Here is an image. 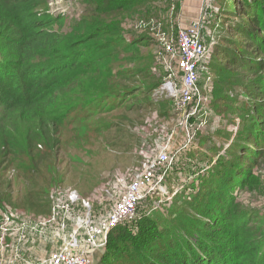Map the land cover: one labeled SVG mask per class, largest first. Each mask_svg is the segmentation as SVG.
Returning a JSON list of instances; mask_svg holds the SVG:
<instances>
[{"label": "trees", "instance_id": "1", "mask_svg": "<svg viewBox=\"0 0 264 264\" xmlns=\"http://www.w3.org/2000/svg\"><path fill=\"white\" fill-rule=\"evenodd\" d=\"M84 1L65 31V15L47 13L46 0H0V212L50 215L51 189L86 182L104 151L135 153L147 120L172 116L173 98L155 94L165 74L154 45L123 28L152 0ZM219 2L209 39L221 34L222 53L211 72L220 87H242L248 97L242 126L226 150L213 143L191 152L207 162L193 165L191 192L143 213L137 226L114 228L99 264H264V218L238 200L239 191L262 189L255 172L264 162V0ZM11 170L25 187L20 196Z\"/></svg>", "mask_w": 264, "mask_h": 264}, {"label": "rangeland", "instance_id": "2", "mask_svg": "<svg viewBox=\"0 0 264 264\" xmlns=\"http://www.w3.org/2000/svg\"><path fill=\"white\" fill-rule=\"evenodd\" d=\"M187 1L152 0L123 21L126 32L146 34L154 45L155 55L165 74L163 84L171 82L175 88L171 96L163 91L162 87L158 88L155 94L160 98L167 96L173 98L172 116L169 119L147 120V126L142 133V144L135 153L129 152L117 156L116 152L104 151L100 155L96 154L99 157L97 160L102 158V161L96 163L97 166L88 173L90 177L86 182L68 184L71 186L66 184L63 188L51 189L48 198L53 211L55 209L53 218H51L53 212L49 217H39L20 207L6 206L0 212V264H25L31 259L46 258L60 247L64 236L73 229L75 222L79 223L86 219L88 214L94 221L106 217L135 181L139 178L145 180V176L149 179L152 177L143 191L144 197L137 206L135 217L127 224L131 228L137 226L143 213L148 215L155 209H162V205L170 204L179 192L185 191L186 196L191 192L190 184L198 175L193 165L197 160L201 166L207 164L206 160L190 158L191 152L198 156L203 152H209L213 143L222 146L224 150L233 143L242 126V105L246 103L248 97L243 94L242 87H237L236 90L220 87L218 84L220 82H216L215 74L211 72V65L217 54L222 53L216 51L221 34L215 40L209 39L213 34L211 26L215 17L221 12L222 5L219 0H216L218 3L209 0L207 7L206 3L203 5L202 0L199 2L202 7H206L204 9L206 22L202 34L206 53L196 67L197 87L191 102L185 105L180 102L183 82L177 59V35L185 26L186 19L193 17L186 15ZM194 1L198 6V0ZM230 2L231 5L234 0ZM85 8L84 0H46L45 3L47 13L53 16L65 15L67 22L65 31L71 30L70 22L77 20ZM168 46L171 48L170 51L167 50ZM218 90L219 95L216 94ZM215 95L236 97V101L232 107H229V103L227 104L224 99L214 98ZM3 113L4 107L0 103V115ZM229 134L233 138L228 139ZM70 148L76 155L78 153L86 155L79 152L72 142ZM137 152L142 159L136 157ZM162 152L169 155V161L156 170H150V162ZM16 175V171L11 170L8 176L13 181L15 195L20 196L25 187ZM255 175L261 180L262 189L253 186L251 189L239 191L238 200L243 206L258 210L259 216L263 219L264 162L257 167ZM196 190H198L197 184ZM68 191H77L80 198L90 202V209L87 210L78 203L67 206L68 200L65 199L56 205L59 194ZM153 197L156 203L151 206ZM102 251L101 249L94 252L95 264L101 262Z\"/></svg>", "mask_w": 264, "mask_h": 264}, {"label": "built area", "instance_id": "3", "mask_svg": "<svg viewBox=\"0 0 264 264\" xmlns=\"http://www.w3.org/2000/svg\"><path fill=\"white\" fill-rule=\"evenodd\" d=\"M202 2L203 5L206 3L207 7L210 1L202 0ZM206 7H203L198 17L190 25L184 26L177 35V59L183 82L180 92L182 97L180 102L182 105L189 104L192 100L193 93L197 87L198 74L196 67L202 57H205L206 53L202 42V34L206 22L204 19V9ZM170 49V46H168L167 50L170 51ZM161 87L170 96L175 92V88L171 82H165ZM168 161L169 155L162 152L156 158L152 159L149 164V169L152 171L156 170ZM151 179L147 176H145V180L139 178L115 203L109 215L97 221H94L89 214L86 215V219L81 220L79 223H74L73 229L64 236L60 247L55 252L44 259H31L25 264H95L93 261L94 252L105 248L108 241V234L118 226L127 225L135 217L137 206L144 197L143 191ZM63 199L65 201L68 200L67 206L78 203L87 210L91 207L90 202L80 198L77 191L60 193L56 199L58 202L56 205L60 204ZM67 208L68 213H70L69 207ZM54 213L55 209L53 211L52 207L50 213V215L52 214L51 218H53ZM50 215L39 217H49ZM3 240L4 237L2 238Z\"/></svg>", "mask_w": 264, "mask_h": 264}, {"label": "crops", "instance_id": "4", "mask_svg": "<svg viewBox=\"0 0 264 264\" xmlns=\"http://www.w3.org/2000/svg\"><path fill=\"white\" fill-rule=\"evenodd\" d=\"M199 2H201V0H198V6H196L195 4H196V2L194 1V0H188L187 1V5H186V8H188L187 9V14L186 15H188V17H190V16H193V17H195V18H193L192 17V19H190V18H188V19H186V21H185V26H188V25H190L191 24V22L194 20V19H196L197 17H198V15L200 14V12L202 11V4L200 5V3ZM184 6V5H183ZM182 6V7H183Z\"/></svg>", "mask_w": 264, "mask_h": 264}]
</instances>
